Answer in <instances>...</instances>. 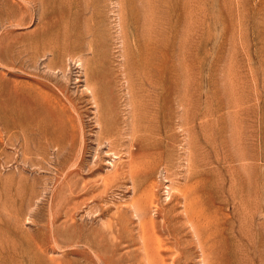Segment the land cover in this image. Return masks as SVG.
Masks as SVG:
<instances>
[{
  "label": "rangeland",
  "instance_id": "obj_1",
  "mask_svg": "<svg viewBox=\"0 0 264 264\" xmlns=\"http://www.w3.org/2000/svg\"><path fill=\"white\" fill-rule=\"evenodd\" d=\"M0 20V264H133L136 198L164 264H264V0H0ZM190 161L205 246L180 217Z\"/></svg>",
  "mask_w": 264,
  "mask_h": 264
},
{
  "label": "bare ground",
  "instance_id": "obj_2",
  "mask_svg": "<svg viewBox=\"0 0 264 264\" xmlns=\"http://www.w3.org/2000/svg\"><path fill=\"white\" fill-rule=\"evenodd\" d=\"M31 2V1H30ZM24 3V2H23ZM30 4V3H29ZM32 5V4H31ZM36 10V9H35ZM4 13V12H3ZM33 13V12H32ZM6 19H7V21L8 22H13V20L11 21V20H9L10 19V16H7L6 17ZM20 20V19H19ZM18 20V21H19ZM0 21H2V20H0ZM21 21V20H20ZM3 25V24H2ZM15 25V24H14ZM19 26V25H18ZM125 35H126V33H125ZM47 36V35H46ZM47 38V37H46ZM56 41V40H55ZM125 41V40H124ZM45 42V41H44ZM48 42V41H47ZM126 42H127V40H126ZM35 43V42H34ZM46 43V42H45ZM53 43V42H52ZM56 43H57V41H56ZM55 43V44H56ZM35 45V44H34ZM124 45V44H123ZM125 45H127V43L125 44ZM44 46V45H43ZM46 46V45H45ZM47 46H50V44L48 45V43H47ZM63 46V50H65V47H64V45H62ZM88 46H89V44H88ZM41 47V46H40ZM51 47L53 48L54 46H52L51 45ZM127 47H128V45H127ZM126 47V48H127ZM44 48V47H43ZM49 47H47V49H48ZM88 48V47H87ZM125 48V47H124ZM134 48V47H133ZM133 48H131V49H133ZM56 49V48H55ZM61 49V50H62ZM29 50V49H28ZM53 50H54V48H53ZM127 50V49H126ZM20 51V50H19ZM44 51H45V48H44ZM50 51H52V50H50ZM50 51H48L47 50V52H50ZM66 51V50H65ZM125 51V50H124ZM130 50H128V52H129ZM133 51V50H132ZM15 52V51H14ZM60 52V51H59ZM36 53V52H35ZM134 53V52H133ZM45 54V53H44ZM44 54H43V56H44ZM123 54H124V52H123ZM131 54H132V52H131ZM17 55V54H16ZM62 55V54H61ZM60 55V56H61ZM65 55H66V53H65ZM125 55V54H124ZM123 55V56H124ZM130 55V54H129ZM129 55H128V58H129ZM17 57V56H16ZM58 57V56H57ZM64 57V56H63ZM74 57V56H73ZM6 58V57H5ZM19 58V57H18ZM34 58V57H33ZM43 58V57H42ZM72 58V57H71ZM124 58V57H123ZM0 59H2V56L0 55ZM15 59H17V58H15ZM65 59V58H64ZM68 59H69V57H68ZM67 59V60H68ZM125 59V58H124ZM66 60V59H65ZM66 60V61H67ZM80 60V59H79ZM79 60H78V63H77V65L78 66H81L82 64H84V63H82L81 65H80V62H79ZM83 60V59H82ZM81 60V61H82ZM19 61V60H18ZM30 61V60H29ZM66 61H65V63H66ZM73 61V60H72ZM133 61V60H132ZM15 62V61H14ZM28 62V61H27ZM32 62V61H31ZM30 62V63H31ZM52 62V61H51ZM55 62V61H54ZM124 62H125V60H124ZM123 62V63H124ZM53 63V62H52ZM51 63V64H52ZM59 63H61L60 61H59ZM47 64H49V63H47ZM50 64V65H51ZM129 64V63H128ZM1 65V64H0ZM49 65V66H50ZM55 65V64H54ZM53 65V66H54ZM36 66V65H35ZM46 66V65H45ZM61 66H63V65H61ZM61 66H60V68H61ZM66 66V65H65ZM83 66H85V64L83 65ZM82 66V67H83ZM129 66V65H128ZM2 67H4V66H2ZM51 67V66H50ZM130 67H132V66H130ZM34 68V67H33ZM36 68V67H35ZM46 68V67H45ZM80 68V67H79ZM6 69V68H5ZM7 69H9V68H7ZM11 70L13 69V68H10ZM48 69V68H47ZM55 70H56V68H54ZM57 69L59 70V68L57 67ZM82 69H84V68H82ZM128 69V68H127ZM46 70V69H45ZM64 69H62V70H60V71H63ZM119 70V69H118ZM121 70V69H120ZM124 70V69H123ZM34 71V70H33ZM53 71V70H52ZM50 72V73H53V72ZM65 71L66 70H64V73H65ZM85 71V70H84ZM48 72H49V70H48ZM55 72V71H54ZM83 72V71H82ZM130 72H132L131 70H130ZM46 73V72H45ZM56 73V72H55ZM61 73H63V72H61ZM64 73H63V76L62 77H64ZM54 74V73H53ZM57 74V73H56ZM89 74V71H88V69L86 68V73H85V75L87 76ZM120 74H122V73H120ZM124 74L126 75L127 74V76H128V70H126V71H124ZM123 74V75H124ZM45 75V74H44ZM48 75V74H47ZM122 75V76H123ZM50 76H51V74H50ZM49 76V77H50ZM57 76V75H56ZM130 76V75H129ZM46 77H48V76H46ZM53 77V76H52ZM51 77V78H52ZM125 77V76H124ZM123 77V78H124ZM84 78V77H83ZM58 79V78H57ZM63 79V78H62ZM131 80V79H130ZM129 80V81H130ZM14 83V82H13ZM86 85H87V83H86ZM132 85V84H131ZM151 85V84H150ZM149 85V86H150ZM128 86V85H127ZM156 86V85H155ZM154 86V87H155ZM88 87V86H87ZM152 87V86H151ZM90 88V87H89ZM88 89V88H87ZM87 89H86V91H87ZM130 89V88H129ZM156 89V88H155ZM154 88L152 89V91L155 93V90ZM158 89V88H157ZM89 90V89H88ZM159 90V89H158ZM88 92H90L91 94H90V96L92 95V96H94L95 98H96V92L94 91V90H91L90 89V91H88ZM150 92V91H149ZM151 93V92H150ZM153 93V94H154ZM152 94V93H151ZM150 94V95H151ZM148 95V94H147ZM41 96V95H40ZM91 96V97H92ZM128 96V95H127ZM152 96V95H151ZM41 100H37L36 98H34L33 96L31 97L29 94H28V99H29V101H28V103L30 104V105H32V106H35V108L38 106V104L40 103V102H42V101H45V103H47L48 105H52V103H51V101H49V99L44 95V96H41ZM129 98V97H128ZM92 99V101H91V103L93 102V97L91 98ZM132 100V99H131ZM150 100V99H149ZM128 102L130 103L131 101H129V99H128ZM147 102L148 103H151V102H149L148 100H147ZM138 103V102H137ZM136 103V104H137ZM67 104V103H66ZM95 104L96 103H94L93 102V105H94V107H95ZM133 104V103H132ZM92 105V106H93ZM126 105H128L127 103H126ZM134 105V104H133ZM140 105V104H139ZM150 105V104H149ZM131 106V105H130ZM145 106H146V104H145ZM132 107H134V106H132ZM131 107V108H132ZM151 107H153V104H152V106ZM34 108V109H35ZM58 108V107H57ZM131 108H129V109H131ZM148 108V110H149V106L147 107ZM153 108H155V107H153ZM157 108V107H156ZM34 109H32V111L34 110ZM95 109V108H94ZM128 108H126L125 109V111L126 110H128V111H130ZM122 110H124V109H122ZM151 110H152V108H151ZM150 110V111H151ZM128 111H126V113L128 112ZM135 111V110H134ZM133 111V109H132V112H130V113H133L134 112ZM149 111V113H151ZM74 112V111H73ZM59 113V112H58ZM96 113V112H95ZM121 113H122V111H121ZM124 113V112H123ZM156 113H157V111H156ZM156 113L154 114L155 116H156ZM94 114V113H93ZM97 114V113H96ZM95 114V115H96ZM148 114V113H147ZM61 115V114H60ZM128 115H130L131 116V114H129V112H128V114H127V116L126 117H128L129 119L131 118V117H129ZM132 115H134L135 117H138V116H136V114H132ZM150 115V114H149ZM153 114H152V116H154ZM119 116V115H118ZM125 116V115H124ZM124 116H122V118L124 117ZM148 116V115H147ZM125 118V117H124ZM123 118V119H124ZM126 119V121H128L129 119ZM142 118V117H141ZM1 119V118H0ZM94 119V118H93ZM122 119V120H123ZM134 120H136V119H134ZM149 120V119H148ZM121 121V120H120ZM137 121H139V120H136V122ZM78 122V121H77ZM94 122H97V119H94ZM122 122V121H121ZM123 122H125V120L123 121ZM123 122L121 123V125L123 124ZM141 122V121H140ZM151 123H152V121H151ZM211 123V122H210ZM96 124H98V122L96 123ZM126 124H127V122H126ZM129 124H130V120H129V122H128V125H127V130L126 131H128V132H125V134L126 133H131V128L132 127H130L129 126ZM132 124H134V123H132ZM148 124H149V122H148ZM125 125V124H124ZM131 125V124H130ZM80 126V125H79ZM128 126L130 127V131L128 130L129 128H128ZM98 127H99V125H98ZM121 127V126H120ZM211 127V126H210ZM80 128V127H79ZM122 128H123V126H122ZM100 129V128H99ZM121 129V128H120ZM120 129H118V130H120ZM79 130H81V129H79ZM106 130V129H105ZM134 130V129H133ZM121 131H122V129H121ZM123 131H124V128H123ZM114 132H116V131H114ZM120 132V131H119ZM98 133H99V131H98ZM122 133V132H121ZM120 133V134H121ZM130 133H129V137H130ZM80 134V133H79ZM106 134H107V132H106ZM118 132H117V136H118ZM119 134V135H120ZM20 135V134H19ZM26 135H27V133H26ZM35 135H37L36 133H35ZM97 135H99V134H97ZM113 135H114V133H113ZM13 136V135H12ZM25 136V135H24ZM100 136H102V135H99V137ZM20 137V136H19ZM108 137V136H107ZM106 137V138H107ZM110 137V136H109ZM125 137H126V135H125ZM128 137V136H127ZM110 138H112V136L110 137ZM113 138H115L116 139V137H115V135H114V137ZM124 138V137H123ZM94 139H96V138H94ZM119 139V138H118ZM120 139H121V136H120ZM202 139V138H201ZM12 140V139H11ZM26 140V139H25ZM98 140H100V138L99 139H96V141H97V143H98ZM106 140H110V139H106ZM114 140V139H113ZM184 140H186V139H184ZM24 141V140H23ZM104 142V144H106V142L104 141V140H101L100 141V144H102L103 142ZM115 142L117 141V140H114ZM119 141H121V140H119ZM118 141V142H119ZM251 141V140H250ZM25 142V141H24ZM102 142V143H101ZM109 142V141H108ZM107 142V143H108ZM113 142V141H112ZM118 142H116V143H118ZM185 142V141H184ZM47 143V142H46ZM122 143V142H121ZM120 143V144H121ZM124 143V142H123ZM36 144V143H35ZM99 144V143H98ZM109 144H110V147H111V144L112 143H108V144H106V145H108V149L110 148L109 147ZM119 144V145H120ZM125 144V143H124ZM184 144V143H183ZM118 145V144H117ZM82 146V145H81ZM54 147V146H53ZM63 147V146H62ZM114 147L117 149H119V147H120V149H122L121 147H122V145L121 146H119V147H116L115 145L113 146V148L111 149L110 148V151H112L113 149H114ZM35 148V147H34ZM55 148V147H54ZM53 148V149H54ZM49 149V148H48ZM107 149V150H108ZM125 149V148H124ZM123 149V150H124ZM51 150V149H50ZM65 150V149H64ZM67 151H70L71 149H66ZM35 151V150H34ZM113 152H115L114 150H113ZM119 153L121 152V150H119L118 151ZM118 152H116V154L118 153ZM125 152H126V149H125ZM60 153V152H59ZM127 153V152H126ZM113 154V153H112ZM116 154L114 153V156H116ZM121 154V153H120ZM125 153L123 152V155H124ZM36 155V154H35ZM40 155V154H39ZM61 155V154H60ZM117 155H119V154H117ZM128 155V154H127ZM58 157V156H57ZM55 158V157H54ZM118 158H119V156H118ZM154 158V160H153V162H151V164L149 165V176L151 175V173L154 171V169L156 168V166L159 164L158 162L160 161L159 160V158L157 157V156H155V157H153ZM115 159H116V157H115ZM128 159H129V162L127 163V165H126V170L124 171V173H126L129 177H130V179L134 182V183H136V177L138 176V174L140 173V172H144V171H146L145 170V168H143L144 167V163L142 162V160L141 159H139V158H133L132 157V154H130L129 155V157H128ZM56 160V159H55ZM183 160V159H182ZM77 162V161H76ZM148 162V161H147ZM179 162V161H178ZM205 163V162H204ZM168 164V163H167ZM166 164V165H167ZM181 164V163H180ZM76 165V164H75ZM163 165H164V161H163ZM120 167V166H119ZM163 167V166H162ZM165 167V166H164ZM173 168V167H172ZM175 168H176V166H175ZM164 169V168H163ZM170 169V168H169ZM172 170V169H171ZM171 170L169 171L168 170V173H170L171 172ZM174 171V170H173ZM182 172V171H181ZM166 173H167V170H166ZM187 176H186V179H185V181H184V183H183V185L182 186H180V187H178V188H176V189H178V196L177 197H179V200H180V203L183 205V214L181 213V218L183 219V220H185L186 222H187V224L189 225V227H190V229H191V232H192V234H193V239H194V236H195V239H197V240H194L195 241V243H196V241H197V243L195 244L196 246L198 245H203V246H205L206 245V243H207V241H208V237L207 238H205V236H203V233H202V231H206V228L208 227V224H209V220L207 219V217L205 216V213H204V210H203V208L201 207V205H199L198 204V200H197V196H196V181H195V173L193 172V169H192V163H191V161L189 162V168H188V171H187ZM165 174V173H164ZM173 174H175V173H173ZM165 175H167V174H165ZM170 175V174H169ZM112 176V175H111ZM113 176L114 177H118L119 176V174L117 173V172H114V174H113ZM174 177H175V175H173ZM180 176H182V175H180ZM167 177H168V175H167ZM169 177H171V176H169ZM173 177V178H174ZM172 178V177H171ZM121 179H122V177H121ZM170 179V178H169ZM182 179H184V178H182ZM128 180H129V178H128ZM131 180H129V181H131ZM163 180H165V179H163ZM177 180V179H176ZM171 182H172V180H170ZM169 181V182H170ZM174 183V182H173ZM131 184V183H130ZM170 184H172V183H170ZM165 185V184H164ZM178 185V184H177ZM172 187V186H171ZM153 188V187H152ZM164 189L165 190H167L165 193H167V197H168V194L170 193V190H172V189H170V185L169 184H167V185H165V187H164ZM131 190H132V188H131ZM133 192V191H132ZM149 193V198L151 199L152 197H154V193H153V190H152V192H151V188L149 189V191H148ZM176 195H177V193H176ZM171 196V195H170ZM173 196V195H172ZM142 197H143V195H142ZM166 197V196H165ZM175 198H176V196H175ZM166 199V198H165ZM170 199V198H169ZM168 198H167V200H169ZM173 199V198H172ZM177 199V198H176ZM173 201H174V199H173ZM172 201V202H173ZM131 202V201H130ZM132 203V205H131V207H133V209L135 210V211H133L132 210V208L130 207L129 208V206L127 205V207L129 208V210L131 209L132 210V212H136V211H140V212H138V215H136L137 216V219H138V221H137V224H139L140 223V234H139V238H140V240H141V244H140V248H139V251H137L136 253H134L135 254V256H134V254H132V255H127V258L126 259H128V260H134L135 262L133 263V264H164V258H163V255H162V253H161V250H160V248H161V241L154 235V232H155V225H154V222H152L151 220H146L145 218H144V212H141V211H143V209H144V207H142L141 209H140V207H139V198H136L134 201H132L131 202ZM178 203V202H177ZM176 203V205H178ZM72 204H74V203H72ZM151 204V203H150ZM149 204V205H150ZM169 204V203H168ZM171 204V203H170ZM148 205V206H149ZM181 207V206H180ZM149 208H150V206H149ZM179 208V207H178ZM127 209V208H126ZM164 209V208H163ZM128 210V209H127ZM130 210V211H131ZM180 210V209H179ZM179 210H177V211H179ZM121 212V211H120ZM125 214V213H124ZM170 214H171V212H170ZM170 214H167V215H165L164 217H163V221H164V228L166 229V230H168V232H170V233H172V237H173V239H174V242H175V244L177 245V246H179L180 245V241L181 240H179V238L178 237H176V230H174V229H171V227H170V220H171V215ZM176 214H179V212H177ZM131 215H133L132 213H131ZM124 216V215H123ZM135 216V217H136ZM179 216V215H178ZM125 217V216H124ZM128 217H131V216H128ZM135 217H133V218H135ZM118 218V217H117ZM123 218V217H122ZM149 218H150V216H149ZM136 219V218H135ZM151 219V218H150ZM162 219V218H161ZM238 220V219H237ZM122 221V220H121ZM135 221V220H134ZM239 221V220H238ZM179 222L181 223V221L179 220ZM241 223V222H240ZM114 224V223H113ZM120 224H122V222H120ZM186 224V223H185ZM184 224V225H185ZM120 226V225H119ZM179 226V225H178ZM128 227V226H127ZM136 227H138V225L136 226ZM181 227V226H180ZM238 227V226H237ZM109 228V234L112 232V231H110V228H111V225L108 227ZM113 228H115V227H113ZM185 228H187V227H185ZM240 228H241V225H240ZM116 229V228H115ZM120 229V228H119ZM134 229V228H133ZM137 230V229H136ZM182 229L180 228V231H181ZM187 230V229H186ZM236 230H237V228H236ZM134 231V230H133ZM181 232H183V231H181ZM187 232H189L188 230H187ZM215 232V231H214ZM114 233H116V230H114ZM136 233V232H135ZM174 233V234H173ZM184 233V232H183ZM112 234V233H111ZM191 234V233H190ZM136 235H138V233H136ZM135 235V236H136ZM187 235V234H186ZM183 236V235H182ZM181 236V237H182ZM190 236V235H189ZM245 236V235H244ZM138 237V236H137ZM246 237V236H245ZM112 238V237H111ZM138 238V239H139ZM172 239V240H173ZM140 240H138L137 242H139ZM113 241V240H112ZM136 241V240H135ZM186 241V240H185ZM89 242H87L86 244H88ZM140 243V242H139ZM238 243V242H237ZM90 244V243H89ZM91 245V244H90ZM89 245V246H90ZM123 245V244H122ZM194 245V246H195ZM195 246V247H196ZM138 247V246H137ZM194 247V248H195ZM199 248V247H198ZM197 248V249H198ZM168 249V248H167ZM173 249V248H172ZM200 249V248H199ZM198 249V250H199ZM201 249L203 250V248L201 247ZM200 249V250H201ZM94 250V249H93ZM201 250V255H202V257H204L203 256V251ZM131 251V250H130ZM176 251H174V253H175ZM188 252V251H187ZM121 253V252H120ZM119 253V254H120ZM200 254V253H199ZM198 254V255H199ZM132 257H134V258H132ZM140 257V258H139ZM181 257V256H180ZM186 257V256H185ZM138 258V259H137ZM171 258V257H170ZM178 258V257H177ZM183 258V257H182ZM192 258V257H191ZM196 258H198V257H196ZM208 258V257H207ZM202 259V258H201ZM206 259V258H205ZM96 260V259H95ZM200 260V259H199ZM203 260H204V258L202 259V262H203ZM206 261H207V259H206ZM175 258H173L172 260H171V262H170V264H175ZM195 262V261H194ZM129 263V262H128ZM200 263V262H199ZM127 264V263H126ZM177 264H178V262H177ZM197 264V263H196ZM201 264V263H200ZM203 264H207V263H203Z\"/></svg>",
  "mask_w": 264,
  "mask_h": 264
}]
</instances>
